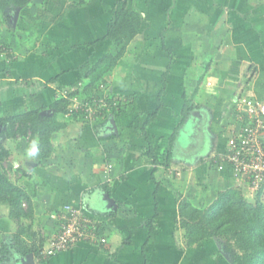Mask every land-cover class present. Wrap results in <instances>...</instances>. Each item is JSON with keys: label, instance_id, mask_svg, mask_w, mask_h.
<instances>
[{"label": "crops", "instance_id": "1", "mask_svg": "<svg viewBox=\"0 0 264 264\" xmlns=\"http://www.w3.org/2000/svg\"><path fill=\"white\" fill-rule=\"evenodd\" d=\"M60 1L42 3L40 11L29 0L10 28L0 19V36L13 52L7 66L0 64L5 109L48 113L62 92L79 87L82 69L108 52L105 32L122 0ZM127 8L140 13L142 24L106 80L109 92L125 97L120 112L97 123L61 119L51 156L25 161L22 178L41 249L57 232L50 215L68 203L95 221L105 241L76 242L48 259L21 256L11 246L16 227L0 209V264H25L29 254L34 264H228L219 245L218 254L205 248L209 240L179 247L176 196L165 174L210 167L213 178L241 186L210 159L224 151L234 95L264 101V0H127ZM147 147L154 160L144 155Z\"/></svg>", "mask_w": 264, "mask_h": 264}, {"label": "trees", "instance_id": "2", "mask_svg": "<svg viewBox=\"0 0 264 264\" xmlns=\"http://www.w3.org/2000/svg\"><path fill=\"white\" fill-rule=\"evenodd\" d=\"M68 1L78 6L84 3L83 0ZM28 3L29 0H0V19L3 23L9 24L10 16L27 6ZM141 24L142 16L137 10L127 8V0L119 1L114 5L104 36L105 40L110 41L108 52L93 65L82 69L78 88L73 92L67 90L69 98L77 97L82 102L103 99L106 105L97 108L94 119L73 114L75 118L87 123H97L103 118L118 115L124 101H121V94L108 91L109 81L106 82V80L125 54L127 46L137 36ZM0 46L9 52L6 57H0V64L7 66L13 59V52L10 44L3 41L2 36H0ZM164 76L166 77V74ZM113 98L121 102L117 106H112L110 99ZM69 104L68 98L59 97L49 107L51 116H48L49 112L41 114L44 108L34 110L19 108L7 118L1 119L0 117V123L6 124L8 128L5 131V138L10 139L17 135L26 140L28 147L33 140H36L39 148L36 157L25 156L24 159L17 160L13 158L14 151L12 152L11 147L5 141L0 140V207L6 209L7 218L16 227L12 235L11 246L21 256L28 253L38 255L42 245V240L38 239L33 227L34 215L31 198L22 186V178L27 176L24 162L32 161L40 164L51 156V135L64 127L65 123L61 122V119L66 118L65 114ZM190 108L189 102L182 110L183 117ZM152 119L151 115L147 123ZM182 120L183 118L181 122ZM153 151L154 149L147 147L144 155L154 160ZM170 156L169 150L164 161L165 167H168ZM5 160L16 161L14 172L21 174L16 182L10 176L13 172L8 173L2 166ZM110 168L111 165H107V170ZM158 187L159 184H156L155 192ZM246 190H249L246 186H237L222 191L204 210L191 207L186 200L180 201L177 205L176 223L183 233L182 246L190 248L200 242L213 239L220 246L228 264H264V184L254 190L251 199L244 196L243 192ZM151 225H148V238H151L154 230ZM2 243L0 253L3 255L5 245Z\"/></svg>", "mask_w": 264, "mask_h": 264}, {"label": "built area", "instance_id": "3", "mask_svg": "<svg viewBox=\"0 0 264 264\" xmlns=\"http://www.w3.org/2000/svg\"><path fill=\"white\" fill-rule=\"evenodd\" d=\"M8 53L7 49L0 46V57H6ZM74 90L71 88L70 92ZM67 92L65 90L59 96L70 101L66 117L76 114L94 119L97 108L106 105L103 99L82 102L77 97L69 98ZM121 97V101H124L125 97ZM121 101L110 99V105L117 106ZM227 109L230 122L227 125L224 151L213 156L211 164L218 171L229 168L238 185L257 190L264 184V101L240 91L234 95ZM50 219L58 224L57 232L49 239L46 247L39 251L40 259L65 251L76 242L105 241L98 238L95 221L80 206L63 204L59 211L50 215Z\"/></svg>", "mask_w": 264, "mask_h": 264}, {"label": "rangeland", "instance_id": "4", "mask_svg": "<svg viewBox=\"0 0 264 264\" xmlns=\"http://www.w3.org/2000/svg\"><path fill=\"white\" fill-rule=\"evenodd\" d=\"M30 2H32L31 4H33L36 7H38L37 9L41 11V7L40 4L45 5V7H49L51 0H30ZM61 5H65L67 4V2H64L63 0L60 1ZM39 4V5H38ZM38 5V6H36ZM46 8V9H47ZM62 8V6H59L58 10ZM37 9H34L35 11ZM55 10L54 13L57 12ZM51 12V11H50ZM53 12V11H52ZM10 27H13L12 24H7ZM3 31H8L7 28L4 26L3 27ZM26 35H28V32L26 33ZM26 37V36H25ZM6 103V102H5ZM7 106V104H0V117L1 119L3 118H7L10 115H12L14 112V109L16 111V109L18 108H12L10 109H5V107ZM45 112V111H44ZM49 114V113H48ZM7 125L0 123V140L5 141V143H7L9 145V147H11L12 152L14 151V153L16 154V156L13 155V157H21V158H25V156H27L26 154V150L28 148V145L26 143V140L19 137V136H14V138H5V131H7ZM13 153V154H14ZM11 161H7L5 160L2 164L3 168L10 173L12 166H11ZM209 169H205V167L203 168V170H195V171H187V168L184 167H180V168H173L171 169V171H168V173H166V178L168 179V181L171 183V185H173V189L175 191V201H176V205H178V203L181 201H188L191 205V207H194L196 209L199 210H204L207 206H209L217 197V195L222 192L225 191L229 188L232 187H237V185L232 184L231 182H225V181H219L215 178L212 177L211 173L208 171ZM13 171V170H12ZM184 175V176H182ZM11 179L13 181H17L20 177L19 174H16V172H13V175H11ZM165 179V178H164ZM243 187V186H241ZM243 192V191H242ZM254 191H250V190H246L243 192L244 196L246 198L251 199L252 194ZM264 201V200H263ZM0 209H5L0 207ZM6 212V210H5ZM7 217V216H6ZM180 237V243L181 245L179 247L182 246V239H183V233L181 231V235ZM202 243V242H200ZM209 245L207 247H205L206 249H208L210 251V253H216L218 254L220 252V249L218 248V243L216 242V240L213 239H209L208 241ZM210 259H212L210 257ZM224 259V257H223ZM225 261V259H224Z\"/></svg>", "mask_w": 264, "mask_h": 264}, {"label": "clouds", "instance_id": "5", "mask_svg": "<svg viewBox=\"0 0 264 264\" xmlns=\"http://www.w3.org/2000/svg\"><path fill=\"white\" fill-rule=\"evenodd\" d=\"M38 152H39L38 142L36 140H33L31 142V144L29 145V147L27 148L26 154H27L28 157L34 158V157H36L38 155Z\"/></svg>", "mask_w": 264, "mask_h": 264}, {"label": "water", "instance_id": "6", "mask_svg": "<svg viewBox=\"0 0 264 264\" xmlns=\"http://www.w3.org/2000/svg\"><path fill=\"white\" fill-rule=\"evenodd\" d=\"M17 12L18 11H15L14 12V16H13V19H15L17 17ZM41 114H45V112H41ZM109 199V197H106ZM110 201V200H109ZM25 264H34L33 260H32V254H29L25 257Z\"/></svg>", "mask_w": 264, "mask_h": 264}, {"label": "flooded vegetation", "instance_id": "7", "mask_svg": "<svg viewBox=\"0 0 264 264\" xmlns=\"http://www.w3.org/2000/svg\"><path fill=\"white\" fill-rule=\"evenodd\" d=\"M11 19L13 20V16L11 15L10 18H9V23H12L11 22Z\"/></svg>", "mask_w": 264, "mask_h": 264}]
</instances>
